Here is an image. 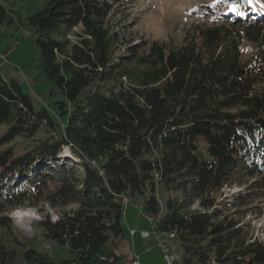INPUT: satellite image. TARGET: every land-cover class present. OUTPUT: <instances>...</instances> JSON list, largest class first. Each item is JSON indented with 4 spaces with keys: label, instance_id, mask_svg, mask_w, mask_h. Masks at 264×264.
<instances>
[{
    "label": "trees",
    "instance_id": "16d2710c",
    "mask_svg": "<svg viewBox=\"0 0 264 264\" xmlns=\"http://www.w3.org/2000/svg\"><path fill=\"white\" fill-rule=\"evenodd\" d=\"M122 2L46 0L27 17L41 76L63 97L53 109L5 77L0 57V264L128 258L125 199L179 241L177 264H264V242L239 219L264 201V21L232 14L264 0H203L179 43L143 49L126 19L115 23ZM14 22L0 2V25ZM246 178H256L251 192L223 199ZM42 203L75 206L40 223L67 258L35 247L8 217Z\"/></svg>",
    "mask_w": 264,
    "mask_h": 264
},
{
    "label": "rangeland",
    "instance_id": "374dc122",
    "mask_svg": "<svg viewBox=\"0 0 264 264\" xmlns=\"http://www.w3.org/2000/svg\"><path fill=\"white\" fill-rule=\"evenodd\" d=\"M217 2V0H210V2ZM13 15L15 22L11 25H0V57L5 58L6 64L3 65L2 72L5 77L12 78L20 83L25 93L30 94L37 107L46 106L47 108L54 107V103L63 100L60 94L51 82H47L41 76L39 64V50L35 44V34L27 25V17L34 14L39 9L45 6L46 0H0ZM203 0H124L120 12L122 17H115V23L121 24L126 19V31L128 38L134 41L133 45L141 47V49L149 46L155 41H171L179 43L185 34L187 27L192 22H196L199 18L198 7ZM123 19V20H122ZM246 25V22L241 19ZM124 31V30H123ZM254 46L248 42L242 45V60H248L253 54ZM125 54V53H124ZM53 91L55 94H53ZM48 131H41L37 134L36 139H44L48 136ZM253 153V149L250 150ZM71 154L68 147L61 152V157H69ZM253 155H251V159ZM256 178H246L242 184H234L229 187H224L221 195L224 198L232 197L238 193H249L252 191V185ZM163 200V199H162ZM125 207H128V216L130 224L136 225L139 221L137 215L144 213L138 204L132 203L129 199L124 200ZM69 206L66 209L53 208L46 203H42L36 208L25 207L17 209V211L10 213L8 217L12 220L14 227L23 236L29 238H36V246L40 250L49 253L53 258L58 259L67 258L69 256L68 247L59 245L52 241L45 240L42 233L40 223L45 218L50 217L52 221L59 219L60 213L65 210L74 208ZM197 205L195 209H197ZM246 209V208H245ZM142 210V211H141ZM23 213L24 216L21 221L24 228L17 224L16 214ZM126 216L124 215L123 222L129 242H132L130 231L125 223ZM242 223L248 227L251 237L264 242V201L254 202L250 208L244 212L241 218ZM145 222H144V221ZM140 220V230L150 231V241H140L141 251L139 252L141 264H167L164 258V249L162 244L169 249L170 253L174 255V264H177L181 256V247L178 240L170 239L168 235L158 233L154 230V222L151 223L147 216ZM147 223V225H144ZM27 229V230H26ZM146 241V242H145ZM152 249L151 252H146ZM129 259L115 263L128 264Z\"/></svg>",
    "mask_w": 264,
    "mask_h": 264
},
{
    "label": "crops",
    "instance_id": "0c3cea01",
    "mask_svg": "<svg viewBox=\"0 0 264 264\" xmlns=\"http://www.w3.org/2000/svg\"><path fill=\"white\" fill-rule=\"evenodd\" d=\"M128 208H129V206L126 208L127 210H128ZM127 210L125 211V216H126V219H125V223H126V226L128 227V229H129V231H130V236H131V238H132V242L130 243L129 241V246H128V251H129V256H128V258L127 259H129V263L128 264H132V261H133V258H134V256L136 255V256H139V261H141V258H140V254H139V252L141 251V246H142V243L140 244V241H142V240H149L150 241V243L152 242V240L150 239V237H151V232L150 231H148V230H144L143 228L140 230V232H139V236L137 235V233H138V230H139V227H140V220H143V217L144 216H146L144 213H141L140 215H137L138 216V218H139V221H138V223H137V225H136V227H137V229L134 227V224L132 225V224H130V222H129V220H130V218H129V216H128V212H127ZM142 211V210H141ZM144 221V220H143ZM145 222V221H144ZM144 225H147V223H144ZM155 230V229H154ZM132 232H134V234L132 235L131 233ZM143 232H148L149 233V237L148 238H144L143 236H142V233ZM159 233V232H158ZM162 234V233H161ZM165 235H167V234H165ZM128 240H129V238H128ZM148 241V242H149ZM146 242V241H145ZM147 250V249H146ZM151 250L152 249H148L146 252H151ZM141 263V262H140Z\"/></svg>",
    "mask_w": 264,
    "mask_h": 264
},
{
    "label": "built area",
    "instance_id": "2783aa9c",
    "mask_svg": "<svg viewBox=\"0 0 264 264\" xmlns=\"http://www.w3.org/2000/svg\"><path fill=\"white\" fill-rule=\"evenodd\" d=\"M151 223H153V221H150ZM132 235L134 234V232L131 233ZM142 236L144 238H148L149 237V233L148 232H143L142 233ZM170 238H172L171 234L169 235ZM162 248L164 249V258H165V261L167 262V264H174V255L172 253H170L169 249L166 248L163 244L161 245ZM133 264H141L140 261H139V256H134V259H133Z\"/></svg>",
    "mask_w": 264,
    "mask_h": 264
},
{
    "label": "bare ground",
    "instance_id": "6f19581e",
    "mask_svg": "<svg viewBox=\"0 0 264 264\" xmlns=\"http://www.w3.org/2000/svg\"><path fill=\"white\" fill-rule=\"evenodd\" d=\"M24 216H27V215H26V214H23V213H17V214H16V219H17V224H18V226L21 227V228H24V229H25V227L23 226V223H22V221H21V219H22ZM26 230H27V229H26Z\"/></svg>",
    "mask_w": 264,
    "mask_h": 264
},
{
    "label": "snow or ice",
    "instance_id": "6c2138e0",
    "mask_svg": "<svg viewBox=\"0 0 264 264\" xmlns=\"http://www.w3.org/2000/svg\"><path fill=\"white\" fill-rule=\"evenodd\" d=\"M221 2H223V0H217V3H221ZM230 7H232V8H233V10H234V8H235V6H234V5H230Z\"/></svg>",
    "mask_w": 264,
    "mask_h": 264
},
{
    "label": "clouds",
    "instance_id": "9594fccd",
    "mask_svg": "<svg viewBox=\"0 0 264 264\" xmlns=\"http://www.w3.org/2000/svg\"><path fill=\"white\" fill-rule=\"evenodd\" d=\"M15 211H17V210H15ZM15 211H13V212H15ZM13 212H12V213H13ZM147 217H148V216H147ZM168 236H169V235H168ZM171 239H173V238H171Z\"/></svg>",
    "mask_w": 264,
    "mask_h": 264
}]
</instances>
